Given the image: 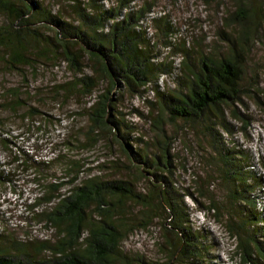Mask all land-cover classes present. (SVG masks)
Returning a JSON list of instances; mask_svg holds the SVG:
<instances>
[{
    "label": "trees",
    "instance_id": "obj_1",
    "mask_svg": "<svg viewBox=\"0 0 264 264\" xmlns=\"http://www.w3.org/2000/svg\"><path fill=\"white\" fill-rule=\"evenodd\" d=\"M132 1L0 0V16L6 18L0 26V62L10 69L33 65L37 57L66 62L76 77L62 87L64 97L73 90L93 95L87 110L90 145L105 135L112 136L110 142L117 141L137 169L130 178L108 179L96 174L76 184L81 165L67 160L69 173L76 170L70 181L73 186L63 195L55 193L63 182L51 184L30 206L33 221L50 225L58 241L52 244L31 235L21 239L2 228L0 264H218L216 255L211 254L214 242H210L207 228L192 222L189 196L223 219L237 240L243 264H264V207L260 204L264 164L256 162L257 155L242 143H231L224 136L235 131L230 118L240 121L244 133L256 119L237 104L243 102L247 88L244 76L258 84L256 80L264 72V61L254 63L252 71L247 63V44L264 23V0H258L262 6L257 9L248 6L252 0H232L222 18L223 29H218L220 39L207 42L204 33L195 34L193 44L187 39L171 42L169 36L177 32L167 15L152 16L149 1L139 7L132 6ZM200 1L208 7L223 3ZM251 22L258 24L253 27ZM160 33L162 40L156 37ZM176 56L181 57L178 64ZM16 89L12 90L14 98L0 100V112L17 111L22 106ZM149 90L154 97L145 95ZM247 90L256 91L254 100L264 105V86ZM62 91L56 89V99ZM133 98H143L147 104V113L135 107L131 110L150 122L148 131L154 138H144L140 130L144 126L126 118L122 105ZM38 113L39 109L33 108L27 116ZM0 122L4 153L0 152V186L29 180L18 172L25 170L35 174L31 181L42 185L40 179L46 180L56 164L62 165V157L46 161L39 158L37 150L17 147L16 151L11 143L17 142L4 135L2 117ZM179 128L185 129V134L195 133L207 159L204 163L211 166V170L203 167L194 175L190 187L179 181L181 174L190 170L179 151H174ZM123 165L125 162L116 159L111 166L125 171L120 170ZM141 177L149 183L144 192L137 187L136 180ZM219 188L225 192L224 200L216 194ZM132 203L142 206L143 227L154 219L161 221L165 261L149 262L141 254L126 251L124 242L133 229ZM44 204L45 209L38 210ZM44 253L52 256L40 258Z\"/></svg>",
    "mask_w": 264,
    "mask_h": 264
},
{
    "label": "rangeland",
    "instance_id": "obj_2",
    "mask_svg": "<svg viewBox=\"0 0 264 264\" xmlns=\"http://www.w3.org/2000/svg\"><path fill=\"white\" fill-rule=\"evenodd\" d=\"M147 1L153 7L152 16L167 15V19L177 32L175 35L169 36L174 44H178L183 39H187L189 44H193V36L203 33L207 37V42L219 40L218 29H223L222 18L234 3L232 0H222V4L215 2L214 5L208 7L200 0H133L132 6L139 7ZM248 6L251 9H257V6H262V4L258 0H252ZM5 20L6 18L0 16V26L4 24ZM251 24L254 27L258 23L251 22ZM150 31H154L153 26ZM161 36L160 33L156 37L162 40ZM160 43L162 42L160 41ZM247 51H249L247 63L250 66L249 71H252L251 66L254 63L264 61V23H260L257 37L254 36L247 44ZM37 58L39 59L35 58L33 65L18 69L7 68L2 61L0 62V100L10 98V96L14 98L12 90L16 88L18 89V97L22 100V106L18 107L17 111L3 110L0 112V117L5 123L3 132L11 141L17 142L14 143L16 146L11 143L15 150L17 147L20 150L24 148L33 152L37 150L40 159L48 161L59 156L62 157L63 161L60 160L62 165H55L56 169L47 176L46 180L40 179L39 182H42V185L36 181H31L35 174L25 170L18 172L28 176L29 180L17 179L11 185L0 186V230L5 228L12 234H17L21 239L31 235L35 240H48L54 244L58 241L54 229L45 222L33 221L34 210L30 206L34 204L36 197L45 193V187L51 186V184L63 182L62 188L55 191V193L63 195L73 186L70 181L72 182L76 170L71 171V174L69 173L70 169L65 166L67 160L77 161L81 165L82 171L78 182H75L76 184L84 178L96 174H102L104 178L108 179L130 178V175L137 169L126 159L127 157L122 153L117 141L110 142L112 136L106 137L107 135H105L104 139H101L94 146L90 145V140L86 135L91 125L87 110L93 104V95H82L77 90H73L64 97L65 93L62 87L71 84L76 77L66 62L43 57ZM174 59L178 64L181 57L176 56ZM86 72L92 73L90 69H87ZM256 81L264 86V72ZM244 83L247 84L243 94L244 103H238L237 108L246 114H252L256 119L244 133L241 131L240 121L230 118L235 124V131L224 136L231 143L233 141L237 143L236 140L240 144L242 143L246 149L257 155L256 162L264 164V105L260 104L258 100H254L256 91L250 93L247 90L250 87L256 90L258 84L252 83L248 75L244 76ZM101 87L104 86L101 85ZM57 88L63 90L59 99H56ZM145 95L154 97L151 90ZM125 102L126 104L122 107L126 118L138 123L139 126H144L143 129H140L145 135L144 138H154V134L148 131L150 122L131 110V107H135L147 113V104L144 99L133 98ZM33 108L39 109V113L27 116L29 110ZM184 130L179 128L174 142L173 140L170 142L176 146L174 151H179L183 163L186 162L190 169L188 172L182 173L179 178L180 185L188 187L192 179L195 178L194 175L201 173L203 167L211 170V166L204 163L207 159L204 156L203 148L196 143L195 133L186 131L185 134ZM0 152H2L1 149ZM206 155L210 157L209 154ZM116 159L125 162V166L120 168V170L124 169L125 171H118L119 169L116 170L111 166ZM136 181L138 182V189L143 192L149 187L146 178L141 177ZM215 191L217 196L224 200L225 192L222 188ZM186 199L188 205L193 209L191 216L194 226L204 229L206 227L211 235L210 242H214L211 247V254L216 255L218 264H243L241 256L237 252V240L230 233L223 219L202 208L193 197L189 196ZM132 204L130 209L133 212L132 215H129L132 218L133 223L130 225H133V229L129 230V236L124 242L126 251L131 254H141L149 262L165 261L167 252L164 244L166 237L165 231L161 228V221L154 219L147 227H143L140 225V222H143L141 221L143 217L142 206ZM260 204L264 207V192L260 197ZM46 206V204L39 206L38 210L42 211ZM51 256V253H44L40 258L47 259Z\"/></svg>",
    "mask_w": 264,
    "mask_h": 264
}]
</instances>
